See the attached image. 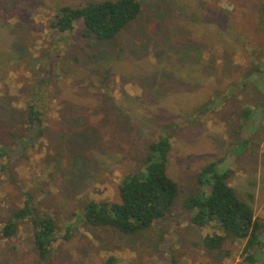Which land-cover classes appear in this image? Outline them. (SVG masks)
<instances>
[{
    "label": "rangeland",
    "instance_id": "rangeland-1",
    "mask_svg": "<svg viewBox=\"0 0 264 264\" xmlns=\"http://www.w3.org/2000/svg\"><path fill=\"white\" fill-rule=\"evenodd\" d=\"M102 1L0 0V264H264V0H140L107 41L51 26L63 6ZM163 136L172 209L133 234L88 223L86 203L119 202ZM219 159L262 224L253 262L244 242L207 249L220 231L184 206ZM27 199L56 220L46 257L30 219L2 232Z\"/></svg>",
    "mask_w": 264,
    "mask_h": 264
},
{
    "label": "trees",
    "instance_id": "trees-1",
    "mask_svg": "<svg viewBox=\"0 0 264 264\" xmlns=\"http://www.w3.org/2000/svg\"><path fill=\"white\" fill-rule=\"evenodd\" d=\"M141 10L140 0H105L78 7L63 6L51 26L66 32L74 30L79 23L83 37L113 40L140 15ZM29 118L42 127L43 119L35 106L31 107ZM171 149L172 142L167 136L150 144L145 169L123 177L119 202L91 200L86 203L87 222L133 234L164 217L179 196L178 183L167 172ZM222 161L214 160L203 167L199 182L203 184L206 179L209 187L189 196L184 206L191 212V223L199 227L213 226L220 231L205 236L207 249H221L228 239L244 242L243 253L248 261L253 262L256 258L254 250L262 245V224L252 205L241 199L229 183L231 171L219 170ZM37 211L27 199L6 222L2 232L5 237H11L16 234L20 221L30 219L35 227L36 249L41 257H46L54 239L51 235L56 229V220L49 212L36 215Z\"/></svg>",
    "mask_w": 264,
    "mask_h": 264
}]
</instances>
